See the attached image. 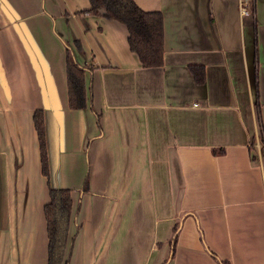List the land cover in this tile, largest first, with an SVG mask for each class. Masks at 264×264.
<instances>
[{
  "label": "crops",
  "instance_id": "obj_1",
  "mask_svg": "<svg viewBox=\"0 0 264 264\" xmlns=\"http://www.w3.org/2000/svg\"><path fill=\"white\" fill-rule=\"evenodd\" d=\"M136 2L163 16L160 66L89 0H0V264H48L38 109L49 185L73 191L68 264H264V0Z\"/></svg>",
  "mask_w": 264,
  "mask_h": 264
},
{
  "label": "trees",
  "instance_id": "obj_2",
  "mask_svg": "<svg viewBox=\"0 0 264 264\" xmlns=\"http://www.w3.org/2000/svg\"><path fill=\"white\" fill-rule=\"evenodd\" d=\"M88 10L102 11L111 20L122 22L127 28L128 44L140 60L143 67L160 66L163 61V16L160 11L144 10L136 0H89ZM193 80L198 84L204 82V66L188 65ZM68 102L70 108L84 109L88 107V87L85 83L86 65L79 64L70 49H67L66 59ZM34 126L39 141L41 170L47 178L49 200L44 206V216L47 221L48 264H68L73 238L69 236L71 218L74 208L72 190L49 185L50 170L48 167L47 140L45 136V120L43 111L38 109L33 115ZM219 151H222L219 150ZM82 191H89L88 177L84 179ZM171 240V248L176 236L175 229Z\"/></svg>",
  "mask_w": 264,
  "mask_h": 264
},
{
  "label": "built area",
  "instance_id": "obj_3",
  "mask_svg": "<svg viewBox=\"0 0 264 264\" xmlns=\"http://www.w3.org/2000/svg\"><path fill=\"white\" fill-rule=\"evenodd\" d=\"M241 13L242 14H247V10L243 6H241Z\"/></svg>",
  "mask_w": 264,
  "mask_h": 264
}]
</instances>
